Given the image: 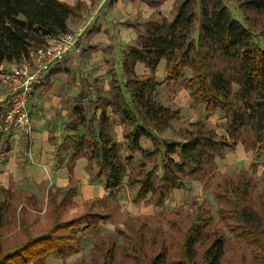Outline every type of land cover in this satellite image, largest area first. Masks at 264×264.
<instances>
[{"label": "trees", "instance_id": "16d2710c", "mask_svg": "<svg viewBox=\"0 0 264 264\" xmlns=\"http://www.w3.org/2000/svg\"><path fill=\"white\" fill-rule=\"evenodd\" d=\"M140 1L154 9L153 13L144 20L123 22L135 28L137 36L122 51L109 89L104 93L91 91V116L86 117L80 106L74 108L78 118L64 126L57 153L62 156L71 152L69 171L73 160L86 159L87 173L100 181L107 199L114 197L125 183L135 191L134 203L161 208L176 190H183L191 182H201L206 191L216 169V158H222L227 149L242 144L246 152L264 151V47L257 39L264 36V0H229L241 11V19L232 15L224 0H174L167 16L157 11L166 0ZM80 6H70L62 0H0V68L30 59L31 50L44 47L48 37L70 31L68 23L79 16ZM255 18L261 28L259 33L254 31ZM162 62L166 72L164 83L169 80L187 90L195 105L204 106L208 117L216 112L221 114L225 135L199 120L178 130L177 139L161 138L171 122L178 119L177 110L164 107L155 98L157 86L162 84L157 81ZM138 63L147 74L136 72ZM116 125L122 128V141L116 138ZM141 138L149 140L152 148L141 147ZM253 175L250 167L214 184L218 223L214 222L210 208L203 209L200 204L192 217L181 219L182 262L170 263L165 246L159 244L162 239L158 226L150 231L156 237L150 250L157 247L159 251L144 264H193L201 245V264H221L226 253L223 234L228 229L226 224H218L228 220L225 215L229 214L242 233L259 241L258 230L264 232V216L258 215V203L250 193ZM75 189L72 181L63 189L49 188L47 205L57 204L64 210L72 205ZM0 192L5 196L0 200L1 237L14 199L28 203L34 197L23 190ZM260 196H264V189ZM91 202L84 203L80 215L56 223L49 231L28 238L21 245L6 251L0 247V264H37L51 255L62 258L79 241L81 232H90L97 224L108 221L103 212H88L94 211ZM26 203L20 207L19 215L25 213ZM154 221L159 223L157 218ZM143 244L140 241L134 258L141 256Z\"/></svg>", "mask_w": 264, "mask_h": 264}, {"label": "rangeland", "instance_id": "374dc122", "mask_svg": "<svg viewBox=\"0 0 264 264\" xmlns=\"http://www.w3.org/2000/svg\"><path fill=\"white\" fill-rule=\"evenodd\" d=\"M173 1L174 0H166L158 11L161 12L162 15L167 16L170 13L169 11L172 8ZM101 2L102 0H93L88 8H83L81 10V15H83V17L71 19L69 21L68 30L72 32L81 31L79 29H82V23L89 21L90 18L97 16L98 14L99 19L92 21L89 32L84 29L80 42L83 38H85L86 41H91V37L93 38V35L95 36V34H98L97 36L104 39L108 35H112L114 32L112 38L114 37L115 40L118 39V42L122 43L120 49H124V51L127 50L132 41L128 40L129 36H125L124 30L126 29L123 28L124 26L120 28V22L144 20L142 19V13L137 11L136 14H133V12H131L129 0H105L103 2V11H97ZM115 3H117L116 9L114 8ZM224 3L229 10L232 11V15L235 18L241 19L242 13L237 10L236 4L229 0H224ZM100 13L107 14L106 17L109 19L108 25L101 24L100 18L105 17V15H101ZM253 16L254 15H252V17ZM254 21L255 24H257L256 18ZM96 22H99L100 24L97 27L95 26ZM255 27V33H259L260 25L257 24ZM257 39H259V43L264 47V36H258ZM80 45L83 48H88L85 44ZM98 48L91 52L94 53ZM68 61L71 60L66 57L52 68H55L60 64L63 65L68 63ZM27 62H30L29 59L22 60L20 64ZM79 62L80 64L82 63V61H78L77 63ZM110 65L111 63L107 61L105 73H107L108 69L112 66ZM95 67L97 71H91V74H93L92 81L98 88H100L98 90L101 93H104L103 89H106L109 80L106 78L105 73L102 74V72H99L98 75L94 74L100 71L102 65L99 67V65L95 64ZM4 69H6V67H4ZM157 72V81L162 84L157 86L158 88L155 94L156 100L162 103L164 107L178 111V119L173 120L171 122L172 126L168 128L165 133L161 134L163 140H169L172 138L177 139L176 132L178 130L187 127L189 123H194L199 120L205 121L206 126L209 129L216 130L218 134H226L224 129L221 128V124L224 121L221 114L216 112L211 115V117H208L204 113V106L202 104L195 105L187 90L171 84V81L169 80L164 83L166 81V72H164L163 65L159 67ZM68 76L66 84L69 85V87L80 86L85 88L86 76L81 74L79 77H76L74 72L69 73ZM94 77L97 78L94 79ZM33 91L34 90L32 89V92ZM3 92L4 91L1 89L0 85V95ZM50 93H52V91H50ZM88 94L89 92L84 89V92L80 93V96H86L87 99H78L76 102H73V105L67 106L68 110H66L69 111V116L66 115L65 119L68 120V123L72 120H77L78 118L77 114L74 112V108H76L75 105L82 107L86 117L91 116L90 113L93 111V108L89 103L90 98ZM52 95L55 96L56 94ZM57 95L61 97L60 94ZM38 99V97L35 98V100ZM114 130L117 134L118 141H122V132L118 125L114 127ZM244 135L248 137L247 133H244ZM19 136H21L20 140H22L23 143L30 140V137L26 135L21 134ZM140 146L144 149L152 148L151 143L143 138L140 140ZM67 153L70 155L71 152L68 151ZM175 159L178 160L176 157ZM215 162L216 169L211 173L212 175L207 182L206 191L202 189L201 182H191V184L183 188V190H176V192L165 201L164 207L161 208L148 206L143 202L134 203L133 197L135 191L134 189L127 188L125 183L115 191L117 193L112 198L107 199L106 197L108 194H105L100 198L89 200L92 201L89 204L94 211L88 212H95V210L103 212L109 218L108 221H102L97 224V226L90 232L79 233V241L72 244L70 249L64 252L65 255L62 258L51 255V257H48L44 261L37 262V264H144L149 256H153L159 251L157 247L155 249L152 248L153 251L150 250V246L156 238L150 235V231L155 230V228L157 229L158 226L161 229L160 237L162 239V242L159 241V244L163 245L161 247L165 246L170 263L177 260L182 262L179 248L182 243V232L184 228L181 219L192 217L196 207L200 204L203 209L210 208L211 213L214 216V222L218 223L219 219H217L216 216V199L212 194L214 184L219 180H222V177H226L240 170L248 171L250 167L255 174L253 175L254 178L252 177L254 186L250 193L256 203H258V215L261 214V217H263L264 196H260V191L264 189V151L256 153L254 150H250L246 152L243 145L238 144L235 149H227L224 156L222 158H216ZM86 163L88 162L86 161ZM218 175H220V177H218ZM86 177L88 178V176ZM89 178L91 182H95L101 186L98 179H93L90 176ZM11 184L12 186L7 187L9 188V191L15 193L17 190L21 189L20 186L18 184L15 185L14 182H11ZM48 191L46 193H41L40 191L41 195L33 198L31 202L28 203L22 202L21 200L19 202V199L17 200V198L14 199V203L8 214V220L10 218L11 224H8L7 220V226L5 225L0 237V247L2 251L21 245V243L25 242L28 238L36 237L49 231L51 227L56 225V223H63L66 220L75 218L85 209L83 203H81L80 206L72 203V205L65 207L64 210H61L57 204L47 205ZM4 198V194L0 192V200H3ZM24 203L27 204L26 207H24V210L26 211L19 215L20 207H23L22 205H24ZM225 216H228L229 219L218 224L219 227H223V225L226 224V228L228 229V231L224 230L225 233L223 234L226 244V253L221 264H264V244H262L264 242V232L262 229L260 230L259 228L258 230L261 232L259 233L260 240L257 241L255 236L242 233V231L236 226L234 222L236 219L232 214ZM156 218L159 220V223H155L154 220ZM241 233L244 235L242 236ZM143 237L144 240L142 239ZM140 241H144L142 246L143 252L141 253V248H139L141 256L134 258L132 255L133 253L138 252L137 249L140 245ZM203 247L204 246L201 245L198 248V255L195 259L196 263L194 262L193 264H201L202 261L200 256Z\"/></svg>", "mask_w": 264, "mask_h": 264}, {"label": "crops", "instance_id": "0c3cea01", "mask_svg": "<svg viewBox=\"0 0 264 264\" xmlns=\"http://www.w3.org/2000/svg\"><path fill=\"white\" fill-rule=\"evenodd\" d=\"M62 1L70 6L80 3L79 16L74 18H82L83 15H81V10L83 8H88L93 2V0ZM104 1L105 0H102L97 11L103 9ZM129 2V5H131V12L136 14V12L139 11L143 15L142 19H147L154 11V9L147 7L140 0H133V2L129 0ZM116 4L117 3L114 4L115 9ZM101 15H105V17L100 18L101 24L108 25L109 19L106 17L107 14L102 13ZM98 19V14L97 16H93L89 21L83 22L81 25L82 29L79 30H83L84 32L85 29L89 32L92 21ZM98 25H100L99 22H96L95 26L97 27ZM119 26L120 28L124 26L123 28L126 29L124 30L125 36H129V41L135 39V36H137V30L135 28L127 27L123 22H120ZM97 35L98 34H95V36L93 35L91 41H86L85 38H83L80 42L79 39L78 45H76L75 48L64 57H67V59H70L71 61H68V63L63 65L60 64L55 68L52 67L56 66L61 61L53 65L51 67L53 73H51L50 70L46 71L42 74L43 78L41 82L33 86L32 89L34 91L31 92L32 94H30L27 104L32 124L30 140L23 143V141L20 140L21 136H17L14 132L6 131L2 128L3 106L0 105V190H8L9 188L7 187L12 186L11 182H14V184H18L26 194L32 195L36 198L41 195L40 191L41 193H46L49 188L63 189L69 185L70 181H72L76 188V195L73 197L72 202L79 206L81 203L84 204L89 200L100 198L107 194L102 185L100 186L95 182H91L89 174L85 169L88 165L86 159L78 157L73 160L72 170L69 171L70 164L68 162V153L65 152L62 156H58L57 153V146L61 143L63 137L64 126L68 123V120L65 119L66 115L69 116L67 106L73 105V102H76L80 98L82 100L85 98L87 99L86 96H80V93L84 92V89L89 92V98L92 90L100 89L92 81L93 74H91V71H97L95 64L99 65V67L102 65L100 71L94 73L95 75H98L99 72H102V74L106 72L105 68L107 61L111 63L112 66L110 65L111 67L108 69L107 73H105L106 78H108L109 81L113 74L112 71L119 67L121 53L124 51V49H120L122 43L118 42V39H116V41L114 37L112 38L114 32L112 35H108L104 39H101ZM80 44H85L88 48H83ZM97 48V51L94 53L91 52ZM78 61H82V63H77ZM160 65H163V68L165 67L164 62ZM135 70L139 74L148 73L140 63L136 64ZM71 72H74L76 77H79L81 74L87 77L85 78V88L80 86L69 87V85L66 84L67 78L69 77L68 74ZM96 78L97 77H94V79ZM108 87L109 82L107 83L106 89H103V91L106 92L109 89ZM50 91H52V93H50ZM52 94L56 95L53 96ZM57 94H60L61 97ZM36 97L39 99L35 100ZM75 107H77V105H75ZM118 127L122 132V128L120 126ZM143 139L147 140L146 138ZM61 159L64 160L62 161ZM86 176H88V178Z\"/></svg>", "mask_w": 264, "mask_h": 264}, {"label": "built area", "instance_id": "2783aa9c", "mask_svg": "<svg viewBox=\"0 0 264 264\" xmlns=\"http://www.w3.org/2000/svg\"><path fill=\"white\" fill-rule=\"evenodd\" d=\"M82 32L68 31L60 36L48 37L44 47L30 53V62L0 69V85L4 91L0 97L4 130L30 137L32 124L27 104L31 89L41 82L43 73L75 48Z\"/></svg>", "mask_w": 264, "mask_h": 264}]
</instances>
